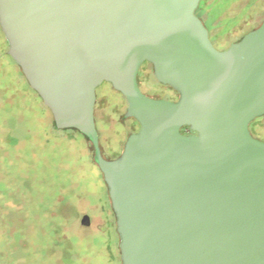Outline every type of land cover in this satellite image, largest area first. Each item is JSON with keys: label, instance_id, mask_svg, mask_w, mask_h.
<instances>
[{"label": "water", "instance_id": "obj_1", "mask_svg": "<svg viewBox=\"0 0 264 264\" xmlns=\"http://www.w3.org/2000/svg\"><path fill=\"white\" fill-rule=\"evenodd\" d=\"M199 2L0 0L8 55L55 128L93 146L120 264H264V142L248 129L264 115V20L218 50ZM144 62L175 101L141 91ZM103 82L139 125L114 159L94 118Z\"/></svg>", "mask_w": 264, "mask_h": 264}, {"label": "rangeland", "instance_id": "obj_2", "mask_svg": "<svg viewBox=\"0 0 264 264\" xmlns=\"http://www.w3.org/2000/svg\"><path fill=\"white\" fill-rule=\"evenodd\" d=\"M218 2L228 8L212 23L219 25L209 35L216 49L264 18V0ZM6 50L0 31V264H120L115 217L92 144L78 131L55 128ZM137 82L149 97L178 98L156 81L149 63L140 66ZM125 109L109 83L97 87L94 118L104 158L119 155L139 128L123 118ZM253 126L263 129L264 117Z\"/></svg>", "mask_w": 264, "mask_h": 264}, {"label": "flooded vegetation", "instance_id": "obj_3", "mask_svg": "<svg viewBox=\"0 0 264 264\" xmlns=\"http://www.w3.org/2000/svg\"><path fill=\"white\" fill-rule=\"evenodd\" d=\"M218 1H220V0H200V2H199V4H198V7H197V9L198 8H200L199 10H198V17L201 19V21L203 22V24H204V26H205V28L207 29V31H208V35H210V34H212L213 35V33H212V30H215L219 25L217 24L216 26L214 25H212V23H214L215 21H217L218 20V15H223L225 12H226V10H227V8H228V5H225V6H221V5H219L218 3ZM223 19H225V18H222L221 20H223ZM219 21L218 23H220V22H222V21ZM262 20H264V18L263 19H261L260 20V22L258 23V24H255L254 25V27L253 28H251L249 31H251V30H253L254 28H256L257 26H259L260 25V23L262 22ZM208 24L209 25H211L210 27H208ZM219 28V27H218ZM1 31V30H0ZM249 31H247V32H249ZM247 32H245L244 34H246ZM2 33V32H1ZM243 34V35H244ZM243 35H241L240 37H238L237 39H235L234 41H231L226 47H223V48H218V50H224V49H226L231 43H233V42H236V41H238ZM4 37V36H3ZM210 39V38H209ZM5 40V39H4ZM6 42V41H5ZM6 45H7V43H6ZM214 46V45H213ZM7 49H8V47H7ZM5 54L7 55V56H9L8 55V53H7V50L5 51ZM10 57V56H9ZM11 58V57H10ZM15 63V62H14ZM16 64V63H15ZM16 66H17V64H16ZM17 68L19 69V71H20V68L17 66ZM20 73H21V71H20ZM22 74V73H21ZM22 76H23V74H22ZM24 77V76H23ZM25 79V78H24ZM28 84V83H27ZM262 117H264V115H262V116H260V117H258V118H256V119H254L252 122H250V124H249V126H248V129H249V132H250V134H251V136L253 137V138H255V139H257V140H260V141H262V142H264V128L263 129H259V130H255L254 128V126H253V123L257 120V119H259V118H262ZM136 132V131H135ZM134 133V132H133ZM118 155H116L115 157H117ZM115 157H113V158H106V159H114ZM85 217H87V216H85ZM87 221H88V218H87Z\"/></svg>", "mask_w": 264, "mask_h": 264}, {"label": "trees", "instance_id": "obj_4", "mask_svg": "<svg viewBox=\"0 0 264 264\" xmlns=\"http://www.w3.org/2000/svg\"><path fill=\"white\" fill-rule=\"evenodd\" d=\"M200 8H198V9H196V11H195V14L196 15H198V10H199ZM145 63V62H144ZM147 63V62H146ZM53 124H54V122H53ZM71 130H73V129H71ZM76 131V130H75ZM86 138V137H85ZM87 139V138H86Z\"/></svg>", "mask_w": 264, "mask_h": 264}]
</instances>
